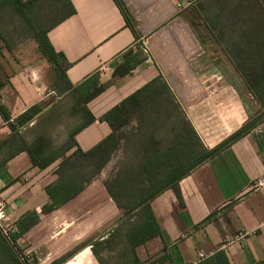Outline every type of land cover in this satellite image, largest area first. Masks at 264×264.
Instances as JSON below:
<instances>
[{
    "label": "crops",
    "instance_id": "0c3cea01",
    "mask_svg": "<svg viewBox=\"0 0 264 264\" xmlns=\"http://www.w3.org/2000/svg\"><path fill=\"white\" fill-rule=\"evenodd\" d=\"M122 1L137 36L113 0H70L75 13L48 33L56 52L71 63L66 76L74 87L94 75L105 86L85 106L94 120L83 128L77 95L71 90L59 96L46 80L42 55V61L20 56L1 67L0 102L11 117L6 122L0 115L2 223L14 234L27 214L38 216L16 242L30 264H218L220 252L228 264H264V187H256L264 177V119L179 182L182 202L170 189L152 199L160 234L134 247L122 239L120 209L101 178L109 162L77 196L55 206L46 188L58 183L63 157L40 169L23 150L43 137L50 140L52 153L59 151L71 133L76 146L64 157L78 148L92 149L113 132L104 116L159 77L208 150L264 112L229 59L227 68L241 79L226 76L202 47L176 7L182 0ZM135 59L142 63L134 65ZM35 105L41 110L38 117L12 129L10 124ZM63 108L71 121L57 133ZM239 233L245 234L242 240ZM108 240V250L95 247H105Z\"/></svg>",
    "mask_w": 264,
    "mask_h": 264
},
{
    "label": "trees",
    "instance_id": "16d2710c",
    "mask_svg": "<svg viewBox=\"0 0 264 264\" xmlns=\"http://www.w3.org/2000/svg\"><path fill=\"white\" fill-rule=\"evenodd\" d=\"M113 1L127 26L137 36L135 22L123 1ZM208 2L213 1L197 2L195 6L205 33L225 53L247 91L264 110V0L227 1L223 7L216 5L211 11L207 8ZM6 8L12 9L20 20H24V27L32 32L31 38L36 41L38 52L53 64L54 90L59 96L71 90L72 94L77 95L76 108H80L77 113L86 119L85 125L80 128L90 124L94 119L85 106L99 96L105 86L94 75L74 87L66 76L71 63L63 54L56 52L48 38L52 28L75 13L70 0H0V12ZM140 63L142 59L134 60V65ZM134 65L130 68H134ZM2 85L4 83L0 82V88ZM40 113L39 106L30 107L10 126L14 130L24 127ZM0 115L6 122L11 119L8 109L1 102ZM121 119H124L121 126L134 121V126L125 134L117 133ZM263 119L264 112L220 147L208 150L168 84L159 77L104 116L103 120L113 132L92 149L83 151L78 148L69 157H64L76 146L75 134L71 133L70 141L59 151L52 153L50 140L43 137L31 146L24 145L23 150L28 153L32 165L40 169L63 157L57 170L58 183L46 188L53 204L61 206L77 196L100 174L121 145L124 162L115 179L106 183L105 187L122 214L119 228L124 232L122 239L134 247L160 234L158 222L150 208L152 199L170 189L182 202L179 182ZM37 220L35 213L27 214L19 222V232L9 234L10 239L4 236L0 228V264H30L27 259L22 260V252L16 242L18 236ZM94 253L97 256L95 248ZM217 258L218 264H228L224 253H218Z\"/></svg>",
    "mask_w": 264,
    "mask_h": 264
},
{
    "label": "rangeland",
    "instance_id": "374dc122",
    "mask_svg": "<svg viewBox=\"0 0 264 264\" xmlns=\"http://www.w3.org/2000/svg\"><path fill=\"white\" fill-rule=\"evenodd\" d=\"M202 1H213L211 3L209 2L207 3V8L210 9L211 11V9L215 8L216 5H219L217 7H223L224 5L227 4V1H238V0H200V1L198 0L194 3L195 5L193 8H190L184 11V16H186V18L190 22V25H192L191 27L196 32V35L199 38V41L202 44V46L206 49V52L210 55L213 62L221 68L222 72L225 73V75L228 76L229 78L234 79L236 77L238 79H241L238 75H236L235 73H232L227 68L226 66L227 56L216 44L213 43V41L205 33V30L201 24L202 21L197 16L196 11H195V6L197 2L200 3ZM215 1H217L218 4H216ZM24 24H25L24 20H20L17 13H15L12 9L6 8V9L1 10L0 12V70L2 69L1 67L7 68L9 62H13L14 59L18 60L20 56L27 57L28 59L31 58V61H35L37 59L41 60V56H40L41 54L38 53L37 43L33 38H31L32 32L29 30V28L24 27ZM43 62L48 64V67L45 68L46 69L45 71L46 80L48 81L49 84H51L54 81L53 64L50 61H48V59H45V58H43ZM4 78L5 76L2 73V79ZM235 83L237 84L236 86L238 87L240 86L238 84L239 82H237L236 80H235ZM60 111H61L62 116H61L60 123L58 125L60 127L58 128L57 133L59 132L62 133L63 131H65L69 126V122L71 121V119L68 117V114L65 108L61 109ZM123 122H124V119H121L119 126H121ZM133 125H134L133 121H130L129 123L124 124V127L120 130L118 129L117 133L125 134L127 131H129L133 127ZM123 162H124L123 148L121 145H119L118 149L112 155V158L109 161V164H107V166L102 172L101 178L104 180L105 183H111L115 179L118 169L122 165ZM120 216H122V214ZM9 233H11V231ZM4 236L8 239V237L5 234ZM116 237L117 236H113V238H116ZM109 242H110L109 240L106 241L105 247L99 243L95 244V247L98 248L99 250H102L103 248L107 249V246H109L108 245ZM113 248H116V244H115V247ZM119 251L121 252V247L119 248Z\"/></svg>",
    "mask_w": 264,
    "mask_h": 264
},
{
    "label": "built area",
    "instance_id": "2783aa9c",
    "mask_svg": "<svg viewBox=\"0 0 264 264\" xmlns=\"http://www.w3.org/2000/svg\"><path fill=\"white\" fill-rule=\"evenodd\" d=\"M198 1V0H182L181 2H178L176 4V7L178 9V11H185L188 10L190 8L194 7V3ZM256 187H264V177L263 178H259L256 181ZM5 216L3 213V206L0 204V228L3 230L4 234L9 238V232L10 230L8 228L5 227V225L2 223V221L4 220ZM245 234L244 233H239L237 236L238 240H242L244 238ZM22 260L25 261L26 257L22 254L20 255Z\"/></svg>",
    "mask_w": 264,
    "mask_h": 264
}]
</instances>
